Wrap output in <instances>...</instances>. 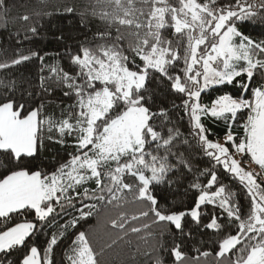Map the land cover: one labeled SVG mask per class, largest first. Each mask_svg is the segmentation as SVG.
Masks as SVG:
<instances>
[{
    "label": "snow or ice",
    "instance_id": "1",
    "mask_svg": "<svg viewBox=\"0 0 264 264\" xmlns=\"http://www.w3.org/2000/svg\"><path fill=\"white\" fill-rule=\"evenodd\" d=\"M15 7L0 0V20ZM249 23L264 0H89L67 66L22 47L0 60V264H264ZM34 59L38 77L13 71Z\"/></svg>",
    "mask_w": 264,
    "mask_h": 264
},
{
    "label": "trees",
    "instance_id": "2",
    "mask_svg": "<svg viewBox=\"0 0 264 264\" xmlns=\"http://www.w3.org/2000/svg\"><path fill=\"white\" fill-rule=\"evenodd\" d=\"M15 3L17 7L13 8L7 16L6 23L4 20H0V49H7V52L0 53V60L10 57L15 49L22 47L23 49H40L41 55L45 52L49 53L50 55L45 60L46 64H55L59 60L67 66V57H57L56 53H63L66 45L75 50L77 42L84 39V31L80 28V13L89 3V0H15ZM69 7L74 8L75 11L73 13L66 12L65 9ZM23 14H28L33 18L25 22L19 18ZM32 26L38 28L39 35L23 41L22 45H18L17 38L23 40L24 33ZM94 27L95 25H93ZM245 31L256 39L264 38L260 35L264 31V26L260 24L249 23ZM61 34L68 39L58 40L57 37ZM88 34L91 35V33ZM39 63L38 60L34 59L13 71L17 75L24 73L38 77ZM217 94L213 93L212 98ZM208 101V96H205L204 102L207 103ZM49 110L51 111V109ZM55 150V147L49 148L47 152L49 159L54 156ZM204 239L206 238L197 236L196 243L189 242L186 251L195 256L196 253L193 249L200 247V241ZM108 258H117V254L110 252Z\"/></svg>",
    "mask_w": 264,
    "mask_h": 264
}]
</instances>
